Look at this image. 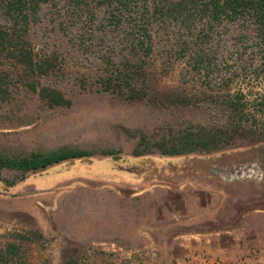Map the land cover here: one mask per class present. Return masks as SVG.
I'll list each match as a JSON object with an SVG mask.
<instances>
[{
	"label": "rangeland",
	"instance_id": "1",
	"mask_svg": "<svg viewBox=\"0 0 264 264\" xmlns=\"http://www.w3.org/2000/svg\"><path fill=\"white\" fill-rule=\"evenodd\" d=\"M164 1L45 0L24 32L0 26V154H93L23 178L0 168V264L258 263L264 139L224 134L216 101L263 83L234 66L233 39L217 54ZM185 137L217 146L162 152ZM89 160L131 173L73 175Z\"/></svg>",
	"mask_w": 264,
	"mask_h": 264
},
{
	"label": "trees",
	"instance_id": "2",
	"mask_svg": "<svg viewBox=\"0 0 264 264\" xmlns=\"http://www.w3.org/2000/svg\"><path fill=\"white\" fill-rule=\"evenodd\" d=\"M43 2L45 0H0V26L6 25L13 34L17 33V30L24 32L22 30L39 19L40 6ZM164 8L172 18L181 20L183 24L186 23V26L189 22V24L199 22L201 31L205 33L204 36L215 40L217 54L221 48L229 45L230 39H233V46H236L239 53L235 57L236 65L234 66L248 71L252 74L254 81L261 80L263 93L260 94V98L254 97L251 100L246 93L240 92L233 95L229 93V97L225 96V100L223 98L222 101H216L218 107L222 108V112L227 113L229 118L228 123L219 125V128L225 126L222 131H225L224 134L226 132L230 134L232 139L242 140L249 134L251 136L258 134L263 140L264 0H165ZM1 33L2 31H0V38H4L5 34L9 35L8 32ZM242 44H244L243 47H240ZM216 60L219 61L215 57L213 61L216 62ZM206 66L210 64L207 63ZM229 86H227L228 89ZM55 100L59 102L58 97ZM256 117L259 119L261 117L260 121ZM186 137L181 140L179 148L178 146L171 149L164 147L162 152L169 155H181L198 147L216 148L217 146L207 147L212 141L217 140V137H212V140L205 142L203 139L200 141ZM133 152L135 155H141V151ZM102 153L103 155L115 154L113 150H103ZM91 155H93L91 151L69 146H60L47 152L32 151L14 156L0 154V168L13 170L20 175V178H23V175L28 172ZM7 182L13 185L15 180L10 179ZM15 247V244L8 243L7 252L8 248L13 250Z\"/></svg>",
	"mask_w": 264,
	"mask_h": 264
},
{
	"label": "crops",
	"instance_id": "3",
	"mask_svg": "<svg viewBox=\"0 0 264 264\" xmlns=\"http://www.w3.org/2000/svg\"><path fill=\"white\" fill-rule=\"evenodd\" d=\"M88 157H84V158H80V159H86ZM75 160H79V159H75ZM67 162V161H64ZM61 162V163H64ZM80 164L78 163V165L76 166H80V170L76 173V169L73 170V175H79V176H97L99 178H110V177H115V178H125V172L127 171L128 173H131V171L129 170H125L123 168H119V167H113L112 165H110L108 162H106V160L104 161H79ZM58 163V164H61ZM57 165V164H56ZM77 167V169H78ZM264 209V207H263ZM263 247H259V251H258V263L263 262L264 263V241L262 244ZM250 261V258H249ZM249 264H255L253 261L252 263Z\"/></svg>",
	"mask_w": 264,
	"mask_h": 264
}]
</instances>
